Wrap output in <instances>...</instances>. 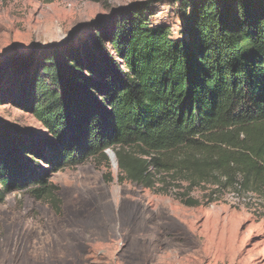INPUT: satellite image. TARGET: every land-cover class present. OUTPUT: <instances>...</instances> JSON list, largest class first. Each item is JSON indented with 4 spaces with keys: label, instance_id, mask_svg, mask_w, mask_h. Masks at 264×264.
Segmentation results:
<instances>
[{
    "label": "trees",
    "instance_id": "obj_1",
    "mask_svg": "<svg viewBox=\"0 0 264 264\" xmlns=\"http://www.w3.org/2000/svg\"><path fill=\"white\" fill-rule=\"evenodd\" d=\"M168 2L177 30L153 23L155 1L133 3L7 76L10 103L53 140L0 125V204L12 189L39 187L34 196L59 210L47 177L110 164L109 150L120 184L174 192L187 207L202 205L198 189L208 203L227 193L264 201V0Z\"/></svg>",
    "mask_w": 264,
    "mask_h": 264
},
{
    "label": "rangeland",
    "instance_id": "obj_2",
    "mask_svg": "<svg viewBox=\"0 0 264 264\" xmlns=\"http://www.w3.org/2000/svg\"><path fill=\"white\" fill-rule=\"evenodd\" d=\"M145 1H155L153 23L177 30L170 0H0V125L34 143L52 141L31 114L10 103L7 76L22 60L78 45L116 10ZM39 163L48 175V165ZM47 179L59 210L48 195L34 196L39 187L5 194L0 264H264V201L257 196L227 193L208 203V191L198 189L191 197L202 205L187 207L174 192L120 184L117 165L95 160Z\"/></svg>",
    "mask_w": 264,
    "mask_h": 264
},
{
    "label": "water",
    "instance_id": "obj_3",
    "mask_svg": "<svg viewBox=\"0 0 264 264\" xmlns=\"http://www.w3.org/2000/svg\"><path fill=\"white\" fill-rule=\"evenodd\" d=\"M106 154L108 155V157L110 158V161L114 164V165H117V160H116V154L109 150L106 152Z\"/></svg>",
    "mask_w": 264,
    "mask_h": 264
}]
</instances>
